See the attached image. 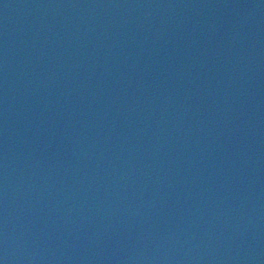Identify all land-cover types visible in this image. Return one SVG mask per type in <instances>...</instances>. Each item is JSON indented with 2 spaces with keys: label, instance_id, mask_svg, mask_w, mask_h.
Returning a JSON list of instances; mask_svg holds the SVG:
<instances>
[{
  "label": "water",
  "instance_id": "1",
  "mask_svg": "<svg viewBox=\"0 0 264 264\" xmlns=\"http://www.w3.org/2000/svg\"><path fill=\"white\" fill-rule=\"evenodd\" d=\"M0 264H264V0H0Z\"/></svg>",
  "mask_w": 264,
  "mask_h": 264
}]
</instances>
